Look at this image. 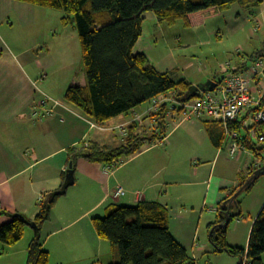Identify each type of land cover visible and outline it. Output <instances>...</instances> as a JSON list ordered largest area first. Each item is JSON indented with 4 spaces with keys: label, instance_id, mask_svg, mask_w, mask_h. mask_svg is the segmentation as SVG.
<instances>
[{
    "label": "crops",
    "instance_id": "1",
    "mask_svg": "<svg viewBox=\"0 0 264 264\" xmlns=\"http://www.w3.org/2000/svg\"><path fill=\"white\" fill-rule=\"evenodd\" d=\"M246 11L247 14H241L237 10L238 13H235V18L232 16V21L245 18L244 25L253 23V32H259L264 26V22L261 21L264 15V3L256 9ZM12 13L15 14L16 21L24 26H37L38 22L34 18L27 17V14L32 13L29 3L0 0V26L3 24L1 29L4 30L6 25L12 28L13 24L9 18ZM150 14L147 13L146 17L153 19ZM63 19L64 14L61 13V22L66 24ZM71 25L74 27L73 24ZM257 41L262 42L261 47L250 57L264 52V37ZM38 45V41L27 43L21 38L9 42L0 31V225L9 220L2 214L3 212L19 213L28 220L34 221L39 210L38 198L59 189L62 184L63 173H66L69 165L67 152L70 147L86 145L88 141L106 138L110 136V133H107L111 131L110 128L132 122V120L119 119L118 124L109 125L108 128L93 127L92 122L84 118L74 107L64 103L61 98L57 99L54 98L56 95L42 92L40 87L47 84L46 79L49 80L51 77L48 73L52 71L51 66L56 61L53 60L47 65L44 63V59H48L46 55L38 52L32 54L31 50L37 49ZM237 54L239 55L240 51ZM246 57L239 56L243 59ZM65 66L67 63L63 67ZM63 67L62 70L57 67L55 72L67 73L69 70L67 68L64 70ZM154 68L159 73H167L171 78L176 73L173 69L160 71ZM42 69L44 74L41 73ZM42 79H45L44 83H39ZM55 80L56 85L59 86L58 78H54ZM73 85L84 86L85 81L83 83L70 81L67 88ZM42 102L44 103L40 106ZM46 109H50L48 115L45 113ZM168 127L169 125L167 129ZM188 127L195 130L200 138H207L208 141L202 139L203 142L208 149H210L207 145L209 143L211 150H215L217 156L223 151L227 152L218 126L196 122L190 123ZM116 134L114 132L115 136ZM212 134L216 136V141L217 134L221 135L217 141L218 146L213 144ZM112 140L107 142L112 145ZM153 151L146 149L122 161V164L111 173L104 172L103 164L92 163L85 159L76 161L74 185L77 184V187L69 193L65 191L57 198L49 219L39 228L41 247L48 253L50 264H109L116 261L118 255L115 248L101 240L94 228H91L93 217H103L114 206L157 202L168 213V203L174 205L176 211L177 206L185 207L178 205V201L188 202L192 197H196L195 185L199 184L185 182L182 180L184 178L182 174L176 175L177 166L170 167L174 152L167 148L152 154ZM251 156L253 155L249 151L240 153L234 159L235 166L231 168V173L234 175L229 178L230 172L226 171L227 176L215 181L213 190L217 187L220 189L217 193L218 204L229 197L231 191L238 188L243 179L248 177L255 162V158L250 159ZM204 163L205 161L201 160L196 170L190 169V172L193 175L196 173L197 176L198 173L203 172L198 171V168H203ZM212 174L213 168L208 180ZM116 187H121L124 194L115 199L111 196ZM178 187L188 189H178ZM105 204L108 206L104 214H98ZM263 204L264 197L256 202L254 214L249 216L248 223L239 224L240 221L237 219L239 225L228 227L226 239L230 246L247 247L252 221ZM213 221L206 225L207 245L199 244V236L196 232H191L185 224L168 225L172 237L187 251L195 264L199 261L203 262L205 258L208 260L211 255L208 227ZM31 230L26 226L23 238L11 247L0 244V264L27 263L28 246L35 237V233ZM262 260L264 263V254Z\"/></svg>",
    "mask_w": 264,
    "mask_h": 264
},
{
    "label": "trees",
    "instance_id": "2",
    "mask_svg": "<svg viewBox=\"0 0 264 264\" xmlns=\"http://www.w3.org/2000/svg\"><path fill=\"white\" fill-rule=\"evenodd\" d=\"M16 1L58 10L64 14V23L74 25L81 47L85 85L67 88L63 101L74 107L84 118L106 127L109 126L108 121L125 116L160 95L173 94L180 102L197 96L194 85L185 79L176 81L167 73L156 71L146 53L139 48L147 13L153 14L160 24L173 25L182 20L186 27H191L201 23L207 16L229 9L233 4L250 10L264 3V0ZM262 57L263 51L248 60L251 64ZM250 64L239 58L233 68L235 72H243ZM166 107L165 104L158 114L145 117L156 121L157 135L151 134L148 139L138 131L137 123H131L126 128L123 142L118 146L108 143L107 136L98 141H88L86 145L70 147L67 152L68 164L72 163L73 170L78 159L106 166L122 164L124 159L142 152L145 145H152L166 137ZM213 125L221 129L224 139V129L217 124ZM229 129L244 135V130L237 125H231ZM259 130L264 132V124L259 126ZM220 136L217 134V141ZM215 137L212 134L211 140L218 146ZM245 144L257 157L259 153L253 145ZM254 171L251 169L248 177ZM65 175L63 173L59 189L41 195L43 200L38 202L39 210L33 221L38 229L49 219L55 201L61 196L57 192L63 186ZM247 178L218 204L215 221L208 227L210 254H226L237 258V264H264V204L252 221L247 247L230 246L226 239L230 223L242 215L236 199L230 209L228 205L223 206V203L235 194ZM227 211L229 218L228 224H225L224 212ZM2 214L9 220L0 225V244L11 247L23 238L26 221L29 220L19 213ZM91 222L97 236L117 252L118 259L109 264H195L170 234L167 210L157 202L114 206L103 217H93ZM26 264H50L48 253L42 249L40 238L36 235L28 246Z\"/></svg>",
    "mask_w": 264,
    "mask_h": 264
},
{
    "label": "rangeland",
    "instance_id": "3",
    "mask_svg": "<svg viewBox=\"0 0 264 264\" xmlns=\"http://www.w3.org/2000/svg\"><path fill=\"white\" fill-rule=\"evenodd\" d=\"M29 6L32 13L27 14V17L34 18L38 22L37 26H24L16 21L15 14L12 13L9 16L13 24L12 28L6 25L3 30L1 29L3 27L2 24L0 31L9 42H14L15 38L25 39L27 43L31 41L39 42L38 48L41 47L40 50L38 48L31 50L32 54L38 52L46 55L48 59H44V63L47 65H50L53 60L56 61L51 66L52 71L48 73L51 74V77L49 80L46 79L45 83L47 84L40 88L42 92L53 96L56 95L54 98L63 100L62 95L70 81L80 83L85 81L82 53L77 33L71 24L67 25L61 22L60 11L33 4H29ZM237 10L241 14H247V11L241 6L233 4L229 9L213 16H207L203 18L201 23L191 27H186L182 20L177 21L173 25L160 24L155 16L150 14L154 18L151 19L149 16L145 18L143 38L140 41L139 48L146 53L150 63L158 70L173 69L176 73L172 75V79L176 81L185 78L195 85L205 84L211 79L215 81V79L224 74L228 65L235 66L240 55L250 57L256 49H260L262 44L257 39L262 40L264 37V26L259 32L254 33V24L247 23L244 25L245 18L235 20L237 23L232 21V16L235 18ZM261 21L262 23L264 22V15ZM238 51H240L239 55L237 54ZM248 57L245 60L250 64ZM65 63H67V66L63 67ZM57 67L58 69L63 67L64 70L67 68L69 71L65 74L55 72ZM41 73L44 74L43 69ZM42 76L44 77V75ZM54 78H58L59 86L56 85ZM44 80H40L39 83H44ZM41 89L39 90L41 91ZM149 106L150 102H146L129 114L108 121L107 124L114 126L118 124L119 119L132 120L135 115H138L140 116L139 121L124 123L125 128L131 123H137L138 131L149 139L151 134L157 135L155 134L157 132L156 121L145 118L146 114L144 111ZM196 122L200 121H187L186 118L182 120L180 117L169 121L166 118L164 132L167 138L165 142L160 144L158 143L159 140H157L152 145H145L143 150L153 149L152 154L164 148L172 150L174 154L170 167L174 168V166H177L176 175L182 174L184 176L182 180H185V182L199 184L195 185L194 194L196 197H192L188 202L183 200L177 202L178 205H185V207L177 206L176 211H174L176 207L168 203V225L179 226L185 224L191 232H196V235L199 236V244L207 245L206 225L216 218V210L218 208L217 193L220 189L217 187V189L213 190L215 181L227 176L226 171L230 172L229 178L234 175V173H231V168L235 166L234 159L239 154L230 157L228 151H223L217 156L216 151L211 150L209 143L207 145L210 149L206 147V143L202 140L205 138H200L195 130L188 127L190 123ZM92 125L106 127L95 123ZM176 125L178 126L176 127ZM109 130L111 131L107 132L110 133L108 140L111 141L113 139V146L120 145L126 135L119 134L115 129L110 128ZM114 132L117 133L116 136ZM205 141H208L207 138ZM252 155L250 159L252 158L253 160L255 156L254 154ZM189 157H192V159ZM201 160L205 161V163L202 165L203 168H198V171L203 172L198 173L197 176L196 173L193 175L190 169L196 170ZM212 168L213 174L208 180V175ZM172 173L171 176L174 175ZM75 187H77V184L70 186L66 192L68 191L69 193ZM182 188L188 189L187 187ZM182 188L178 187V189ZM263 197L264 176L258 178L247 190L237 196L236 201L240 202L239 210L242 212V216L234 219L230 223L229 228L248 223L250 220L249 216L254 214L256 202ZM104 206L100 211L101 213L98 214H104L108 204ZM241 217H244V219H241ZM237 219L240 221L239 224H237ZM91 228H94L92 222ZM233 261L235 264L238 263L237 258H232L226 254H211L208 260L205 258L203 262L199 261L198 264H233Z\"/></svg>",
    "mask_w": 264,
    "mask_h": 264
},
{
    "label": "built area",
    "instance_id": "4",
    "mask_svg": "<svg viewBox=\"0 0 264 264\" xmlns=\"http://www.w3.org/2000/svg\"><path fill=\"white\" fill-rule=\"evenodd\" d=\"M220 77L221 80L211 92H198L196 97L184 102L177 101L171 94L160 95L150 101V106L144 113L146 116L156 115L166 104V118L173 120L180 117L187 121L217 124L225 131L224 143L229 156L249 151L245 142L251 143L259 153L252 169H260L264 165V132L259 130V126L264 124V57L254 60L243 72H235L228 65ZM45 113L48 115L50 109H46ZM139 118L140 116L135 115L132 122L139 121ZM231 125L244 130V135L230 130ZM111 129L126 135L124 124ZM165 140L166 137L161 138L158 143L163 144ZM118 166L117 163L104 165L103 170L111 173ZM123 194L122 188L116 187L111 197L116 199ZM42 200L43 197L40 196L38 202Z\"/></svg>",
    "mask_w": 264,
    "mask_h": 264
},
{
    "label": "water",
    "instance_id": "5",
    "mask_svg": "<svg viewBox=\"0 0 264 264\" xmlns=\"http://www.w3.org/2000/svg\"><path fill=\"white\" fill-rule=\"evenodd\" d=\"M222 77L216 79L215 81L210 80L208 82H206L205 84H199V85H194V92L198 93L200 91L202 92H211L215 89L217 82H219L221 80ZM73 165L70 162L68 165V169L66 171V175H65V180L63 183V186L61 188L60 191L57 192V194H64L66 189L70 186H72L74 184V170L72 169ZM264 176V165L260 168L255 170L244 182V184L235 192V194L228 199L227 201H225L223 203V206L228 205V209H230L231 205L234 203L235 199L237 198V196L243 192L245 189H247L248 187H250L258 178ZM223 212V210H222ZM229 211L224 212V216L226 217V223L228 224V218H229ZM234 217V215H232ZM26 226L29 227L30 229H32L35 233V235L37 237H39V229L36 226L35 222L33 221H26Z\"/></svg>",
    "mask_w": 264,
    "mask_h": 264
}]
</instances>
